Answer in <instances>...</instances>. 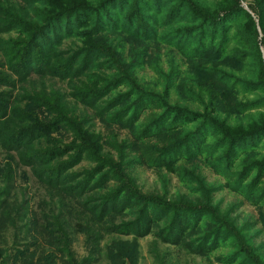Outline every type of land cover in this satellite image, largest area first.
<instances>
[{
    "label": "trees",
    "instance_id": "trees-1",
    "mask_svg": "<svg viewBox=\"0 0 264 264\" xmlns=\"http://www.w3.org/2000/svg\"><path fill=\"white\" fill-rule=\"evenodd\" d=\"M150 1L154 3L151 10L157 14L175 2L174 15L186 10L191 21L200 23L180 27L171 41L166 36L160 43L154 42L158 49L164 46L170 50L167 58L174 59L177 53L188 66L186 74L176 70L174 80L172 73L158 71L170 80L163 91L133 76L137 68L149 65L151 60L141 63L134 57L132 63L136 65L126 64L113 47L118 41L114 32H123L141 41L140 46L145 49L140 55L146 58L151 45L145 40L158 38L157 19L148 16L144 19L149 22H145L138 17L137 8L124 20L115 18L112 10L127 0H0V35L16 32L23 38H0V149L17 153L21 164L35 170L48 188L57 190L50 191L57 195V201L49 206L50 215L43 213L46 224L40 227L38 217L28 211L25 203H18L14 212L5 210L7 203L0 201V228L21 224L11 261L26 260L31 247L40 248L41 241H45L48 248H42L39 260L34 257L28 264H41L44 255L49 257L48 264H97L104 252L102 243L107 236L116 235L135 241L117 242L113 238L106 245L110 264H139L136 249L129 245L137 247L138 239L153 235L157 242L206 259L235 239V251L219 255L218 263L264 264L244 237L235 232L230 213H222L214 201L215 192H233L245 204L258 209V224L264 229V158L252 157L257 149H246L264 134V120L249 126L230 122L264 107V62L260 50L264 47V0L249 4L254 16L242 6L244 0H220L213 10L198 0ZM94 19L95 25L90 26ZM137 22L140 31L132 33L130 29ZM192 34L200 36L194 39ZM190 37L189 41L196 44L188 45ZM68 38L80 40L81 47L60 49ZM248 59L255 61L249 70L255 80L247 82L230 74L231 70L241 71ZM33 72L67 81L69 93L48 94L42 89L19 95L21 87L15 80L24 82ZM121 88L126 90L119 91ZM240 88L258 94V99L242 102ZM177 90L181 98L173 103ZM116 91L119 92L113 96ZM107 98L110 99L106 101ZM37 110L42 111L45 121ZM99 120L130 132V145H117L114 135L105 145L109 149H132V158L122 160L120 165L104 159L100 135L92 129ZM61 130L72 134L69 144L53 137L60 135ZM213 134L219 136L215 141H211ZM85 159L96 163V167L70 173ZM200 164L222 177L224 185H209L198 168ZM135 166L175 173L181 183L197 184V190L190 197L184 195L170 201L146 197L119 172ZM4 169L3 173L0 170V177L6 188L0 190V197H9L16 170L10 163ZM246 226L258 228L257 223ZM77 233L84 234L89 249L81 261L71 249V236ZM18 239L25 244L21 245ZM5 251L4 258L10 257ZM154 258L158 264H169L165 255L156 253Z\"/></svg>",
    "mask_w": 264,
    "mask_h": 264
},
{
    "label": "rangeland",
    "instance_id": "rangeland-1",
    "mask_svg": "<svg viewBox=\"0 0 264 264\" xmlns=\"http://www.w3.org/2000/svg\"><path fill=\"white\" fill-rule=\"evenodd\" d=\"M176 1V0H173ZM200 1L203 6L209 10H213V8L217 5L220 0H198ZM170 5V8H163V12L161 14H157L154 11L151 10V7L153 8V1L150 0H127L125 4L120 5L117 10L113 11L115 18H121L124 20L127 15L130 13V11L133 8H137V12L139 14L138 17L140 18H148V16H152L157 19L158 23V38L156 41H148L145 40L148 45H151L148 48V58L145 55L146 58H143L142 55L144 54L141 52V49H145L144 46H140L141 41L137 38H134L133 36L120 32L118 33L115 31L114 33L118 35V41L113 45V47L117 50L116 52L121 56L124 57V61L126 64H133L132 60L135 57L136 61L138 62H149L151 60L149 65H144L143 67L137 68L135 70V75H133L135 78L138 76V78L141 80L142 83L148 86L155 87L158 91H163L167 84H170V80L168 78L161 76L158 71H162L165 73V75H169L172 73V77L174 80V75H176V70L182 71L184 74H186L188 70L187 64L181 59V56H179L177 53L174 59H171L170 57L167 58L166 53H168L170 50L168 48L165 49L164 46L160 47L161 49H158L156 47V43H160V40L167 36V40L171 41L170 37L173 35H176L175 31H178L180 27L188 26V25H200L199 22H195L192 20V16L186 11L182 10V12L179 14V12L174 15L172 8L175 5L173 3H168ZM249 4H252V0H244L242 1V6L249 11L252 15L253 13L249 9ZM148 6V7H147ZM162 7V6H161ZM41 9V7H39ZM254 16V15H253ZM183 18L189 19V21H184ZM174 19V20H172ZM146 20V19H144ZM172 21L175 23L173 24ZM258 22V20L256 19ZM149 22V21H145ZM239 23H242V20L238 21ZM96 19L92 20V23L90 26L95 25ZM167 23H169V26H166ZM121 27L123 25V22L121 21L119 24ZM153 26V24H151ZM106 27V26H105ZM150 27V25H149ZM134 28V27H133ZM111 28H108L110 30ZM132 33L133 31H140L138 22L135 25L134 29H130ZM258 32L260 34V39H262V30L261 27L258 26ZM194 35V39H198L200 34H192ZM220 37V35H219ZM0 38L4 40H8L10 38L18 39L22 38L20 34L16 32H12L10 34H1ZM192 37H190L188 41V45L191 46L196 43H192L189 41ZM23 39V38H22ZM174 39V38H173ZM173 41L178 42L180 41L178 38H175ZM155 45V46H154ZM134 46V47H133ZM79 47H81V42L77 38H68L64 39L63 42L60 44L59 48L65 51L68 50H76ZM134 50V54L132 55L131 51ZM262 59L264 62V47L263 45L260 48ZM168 51V52H167ZM141 52V53H140ZM159 53V54H158ZM160 55V56H159ZM2 57H0L1 60ZM141 62V63H142ZM255 63L254 59H248L246 64L244 65L243 69L240 70H234L229 71L230 74L234 75L238 79L245 80L247 82L255 80V75H253L252 66ZM136 65V64H133ZM132 69V68H131ZM257 68L255 69V71ZM28 76L29 79L20 82L19 80H15L18 82V87L20 88L21 92H18L19 95H24L25 92L30 91V93L34 92H40L42 89H45L48 94L52 92H60V93H69L68 90V82L62 81L59 79H53L50 77H40L37 75V73L33 72L30 73ZM188 79L190 80V74L187 75ZM241 89V88H240ZM125 88L119 89V91H125ZM9 92V90H6ZM119 91H116L114 95H116ZM241 93V101L242 102H249L254 101L258 99V94H253L250 92H244V90H240ZM16 92V93H17ZM173 103L177 101V99L181 98L180 92L175 91L173 93ZM250 94V95H249ZM248 95V96H247ZM262 96V95H260ZM110 98H107L109 100ZM72 103V102H71ZM25 110H26V104H24ZM196 109H198L197 105H193ZM23 108V106L21 107ZM80 110L82 107L79 108ZM84 110V109H82ZM81 110V111H82ZM37 113L40 115L39 117L44 120V115L42 111H38ZM91 114V112H90ZM262 119V120H261ZM263 121L264 120V107L260 111L256 112H249L243 115L242 117H234V120L230 121L232 124H237V126H249L254 124L257 121ZM94 126L92 125V129L100 135L101 141L99 143V146L102 145L103 150L101 151V155L104 157V159H112L114 161V164L120 165L121 161L124 159H130L133 157L132 149H109L105 145L107 143V139L109 137H114L117 140V145H125L127 142L132 143V137L130 135V132L127 130H123L121 127L118 126H106L104 123H102L100 120L95 121ZM212 132V131H211ZM60 135H54L56 139L62 140V142H65L66 144H69L73 140V136L71 133L67 132L66 130H61ZM62 135V136H61ZM213 138L211 141H215L219 138V136L212 135ZM218 137V138H217ZM109 141H112L110 139ZM131 141V142H130ZM251 146H247L246 149H257L256 156H252L257 159H263L264 158V134L261 136H258L253 142L250 143ZM121 150V151H120ZM240 154V153H238ZM124 157H122V156ZM10 157H13V159H10ZM122 157V158H121ZM243 157V156H242ZM67 157L57 160L53 165H56L57 163H61L62 161L66 160ZM12 164L15 167L16 170V176L14 180V186L12 189V193L10 196L1 195L0 201L7 203V206H5V210L10 208V211L13 209L14 212H16V207L19 204L25 203V206L28 208V211H31L32 214H36L35 216L38 217V220L40 222V226H44L46 224V220L42 218L43 213L49 212V206H52V201H57V195L53 194L52 190H54V193L57 192V190L48 188V186L40 181L38 176L34 173L35 170H33L31 167L25 166L21 164L19 157L17 153L15 152H6L4 150L0 149V170H2V173L4 172V168L7 164ZM96 163H93L91 160L85 159L83 160L77 167H75L70 173H76L84 170L91 169L93 167H96ZM198 168L202 169V174L204 177H206L207 182L211 186L219 187L221 185H224V179L220 177L219 175L215 174L210 168H205L203 165H199ZM4 169V170H3ZM40 169V168H38ZM121 175H125L127 177V181L129 179L132 180L133 184L136 186L137 190L142 193V195L146 197H155V198H161L164 197L168 201L175 200L179 196L182 197L186 195V197H190L191 193L193 191L197 190V184H194L193 182L191 184L188 183H181L178 178L177 174L168 172L166 170L162 172H158L157 170L148 169L145 167H139L135 166L133 169H121L119 170ZM128 175L130 176L128 178ZM5 180L0 177V190L5 189ZM51 191V192H50ZM168 191V193H167ZM17 198V200H15ZM214 201L217 204V206L222 209V213L226 214L227 212L230 213L229 220L232 222V226L235 229V232L238 235H241L244 237L245 243L251 247L252 251L256 256L259 257L260 261L264 263V233H259L260 230H264L261 225L258 224L259 220V213L258 209H256L254 206H251L248 203H244V200L234 194L233 192L222 189L221 191L215 192L214 195ZM17 205L15 206V204ZM9 211V212H10ZM232 212V214H231ZM119 219H116V222H118ZM257 223L256 230H252L248 228L246 225L248 223ZM24 223V222H23ZM13 225V224H12ZM8 225L5 228H0V254L2 257L0 258V264L8 263L10 264H28L34 257L38 259L43 253L42 248L47 249L48 245L45 244V241H41L40 248H37V246H32L29 255L27 256L26 260L23 258H14L13 261H11L13 254L15 253L12 251L13 249V243H16V234H18V227L21 226V224L17 225ZM250 227V226H249ZM258 229V230H257ZM257 231V233H255ZM73 238L71 249L73 250L74 254L77 257L78 261H81L82 258L86 257L88 255V246L85 241V236L82 233H77L71 236ZM115 239L117 242L120 241H129V243H132L135 241L132 237H119V236H107L105 242L102 243L104 252L100 255V261L97 264H110V262L106 258V245L110 244L112 242V239ZM39 239H41V235H39ZM19 242H22L21 245L25 244V241H22L18 239ZM30 243V241H29ZM224 243V242H223ZM222 243V244H223ZM236 240L232 239L231 241L224 243L220 250H218L210 259L202 258L199 256H194L185 253L184 251L163 244L161 242H157L156 238L153 235L147 236L145 238H140L137 240V247L135 245H129L130 248L136 249V254L139 259V264H158L155 260L154 256L156 253L160 254V256L165 255L167 262L169 264H221L216 261V258L219 257V255H231L236 247ZM20 244H15L17 247ZM5 250H8L7 258H4L2 251L4 254L7 252ZM14 252V253H13ZM48 255V253H47ZM45 259L42 260L41 264H48V256L44 255ZM39 260V259H38ZM36 260V261H38ZM239 263V262H238Z\"/></svg>",
    "mask_w": 264,
    "mask_h": 264
}]
</instances>
